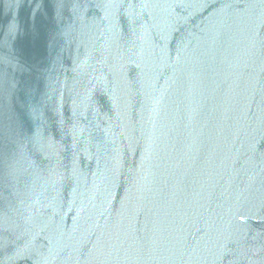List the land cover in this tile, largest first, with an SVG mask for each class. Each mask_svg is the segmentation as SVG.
Returning <instances> with one entry per match:
<instances>
[{
	"label": "water",
	"instance_id": "1",
	"mask_svg": "<svg viewBox=\"0 0 264 264\" xmlns=\"http://www.w3.org/2000/svg\"><path fill=\"white\" fill-rule=\"evenodd\" d=\"M0 264H264V0H0Z\"/></svg>",
	"mask_w": 264,
	"mask_h": 264
}]
</instances>
